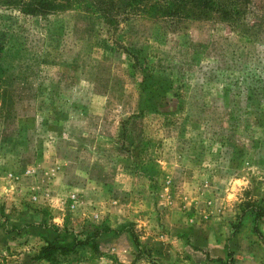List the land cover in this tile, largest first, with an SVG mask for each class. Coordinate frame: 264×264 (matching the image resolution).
<instances>
[{
    "label": "rangeland",
    "instance_id": "1",
    "mask_svg": "<svg viewBox=\"0 0 264 264\" xmlns=\"http://www.w3.org/2000/svg\"><path fill=\"white\" fill-rule=\"evenodd\" d=\"M1 15L0 264H52L55 229L70 243L104 224L137 242L102 235L58 264H264L261 36Z\"/></svg>",
    "mask_w": 264,
    "mask_h": 264
},
{
    "label": "trees",
    "instance_id": "2",
    "mask_svg": "<svg viewBox=\"0 0 264 264\" xmlns=\"http://www.w3.org/2000/svg\"><path fill=\"white\" fill-rule=\"evenodd\" d=\"M6 9L17 11L25 16L43 18L74 9L105 25L112 35L118 32L122 22L142 15L155 21L170 18L183 22H207L216 19L230 25L232 30L249 39L258 40L261 36L264 41V0H0V29L1 20L5 16H2L1 12ZM4 38L6 37L0 34V58L5 50ZM134 59L139 62V55H136ZM137 67L138 65L133 66V69L140 72L142 69ZM144 68L147 69V67ZM254 101L256 105L264 104V99H261V102L255 99ZM251 206L254 207V205ZM253 215L257 223L261 212L254 211ZM125 232L130 233L137 242L133 231L127 227L115 229L104 224L96 227L95 232L86 239H79L76 233L66 230L65 236L72 237L70 243L65 241L62 231L55 229V237L52 240L46 239L45 245L40 250L39 259L58 264L85 248L97 255L100 254L98 239L102 235L119 237ZM256 232L261 236L259 230L256 229Z\"/></svg>",
    "mask_w": 264,
    "mask_h": 264
}]
</instances>
